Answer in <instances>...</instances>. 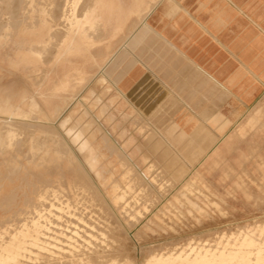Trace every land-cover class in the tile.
Instances as JSON below:
<instances>
[{
  "label": "rangeland",
  "instance_id": "rangeland-1",
  "mask_svg": "<svg viewBox=\"0 0 264 264\" xmlns=\"http://www.w3.org/2000/svg\"><path fill=\"white\" fill-rule=\"evenodd\" d=\"M60 1L56 4L59 0H0V102H3V95L12 94L9 98L10 115L3 123L0 121V264H54L55 261L78 264L72 258L73 253L67 251L66 243L59 244L55 240H65L58 233L71 237L68 243L80 247L81 255L85 257L81 258L91 264L96 258H99L95 260L96 264H109L110 261L114 264H144L156 252L174 253L175 256L183 253L188 258L191 253V259L199 249L200 252L208 250V253L213 250V253L219 250L228 253L230 249L231 254L242 252L243 255H249L250 249H264V102L239 116L237 123L226 121V127L215 133V137L213 132L206 133L207 137H212L208 148L169 147L161 133L153 134L147 126L136 129L133 117L118 116L116 110L108 108L107 102H97L92 90L95 86L104 87L103 71L107 70L117 51L126 49V46L132 50L138 47L139 37L136 39L133 31L161 0H115L123 10L134 2H140L143 8L139 18L131 17L117 34L119 16L113 10L105 7L95 12L94 0ZM81 5L82 8L85 6L83 10ZM80 8V12H75ZM75 13L80 14L75 16ZM31 25L39 28L38 42H29L24 37H27ZM74 40L91 45L87 49L89 58L82 60L70 55L65 58L66 63L61 64L55 57ZM21 52L36 55L39 63L19 64L17 58ZM72 68L79 69L81 75ZM142 79L145 80V76ZM64 81L67 86L61 89ZM92 82L94 86H91ZM137 85L132 94L139 101L148 95L141 106L150 109V88L139 93ZM87 94H91V98ZM73 108L86 122L84 128L88 133L83 131L82 135L92 146L96 145L95 152L100 158L97 166L104 172L100 178L104 177L110 197L94 174L86 166L81 168L77 164V159L81 161L78 152L74 147L72 149L73 145L59 129L60 121L67 118ZM3 117L0 114V119ZM74 122L78 123V118ZM77 123L72 124L80 131L84 130L82 121L79 126ZM243 125L246 128L241 137L236 130ZM213 128L212 124L207 127L209 130ZM59 134L73 153L68 146L66 153L61 152L65 143ZM197 136L195 134L192 140ZM151 137L154 139L152 143L148 142ZM181 139L183 135L180 133L174 143ZM128 142L127 151L133 153L132 157H125L123 153ZM46 149L51 153L60 150L61 154L58 152L48 157L44 155ZM214 150L217 153L212 155ZM161 153L165 156L160 157ZM170 160L173 162L171 166ZM108 161L115 169L114 175L113 169L106 165ZM78 187L81 190L77 191ZM114 199L119 200V204H114ZM60 202L70 203V214L57 207L48 208L49 203L58 205ZM78 217L84 221L80 222ZM248 239L252 245L243 246L242 242ZM57 244L64 246V250L57 248ZM100 253H103L104 260H101Z\"/></svg>",
  "mask_w": 264,
  "mask_h": 264
},
{
  "label": "crops",
  "instance_id": "crops-1",
  "mask_svg": "<svg viewBox=\"0 0 264 264\" xmlns=\"http://www.w3.org/2000/svg\"><path fill=\"white\" fill-rule=\"evenodd\" d=\"M138 27V47L126 46L112 74L103 73L108 92L100 97L136 129L161 133L172 148H208L206 133L215 137L264 102V0H161ZM135 85L155 93L150 109L132 94Z\"/></svg>",
  "mask_w": 264,
  "mask_h": 264
},
{
  "label": "bare ground",
  "instance_id": "bare-ground-1",
  "mask_svg": "<svg viewBox=\"0 0 264 264\" xmlns=\"http://www.w3.org/2000/svg\"><path fill=\"white\" fill-rule=\"evenodd\" d=\"M10 1V0H9ZM82 1V0H81ZM84 1V0H83ZM11 2H12V0H11ZM29 2V1H28ZM54 2H55V0H54ZM61 1L59 0V2H55L56 4L57 3H60ZM10 3V2H9ZM55 3H54V5H55ZM88 3V2H87ZM12 4V3H11ZM14 4V3H13ZM81 4H82V2H81ZM84 4H86V3H84ZM59 5V4H58ZM62 5V4H61ZM79 5V4H78ZM159 5V4H158ZM16 6V5H15ZM14 6V7H15ZM60 6V5H59ZM63 6V5H62ZM62 6H60V7H62ZM58 7V6H57ZM57 7H56V9H57ZM81 8H82V5L80 6ZM84 7L85 6H83V8H82V10L84 9ZM105 7H107L110 11L111 10H113L114 12H115V15L116 16H119V18H118V24H117V27H116V34L117 33H119V32H121L122 30H123V28L126 26V23L129 21V19H131V17H135V18H139V15H140V13L143 11V8H142V6H141V3L140 2H134V4L130 7V8H126V9H121V8H119V6L117 5V3H116V1L115 0H94V7H93V10L95 11V12H98V10H101L102 8H105ZM54 9H55V7H53ZM79 8V7H78ZM81 8L80 9H78L77 11H75V12H78L79 10L81 11ZM151 8V7H150ZM150 8H149V10H150ZM67 9V8H66ZM77 9V8H76ZM11 10V9H10ZM53 10V9H52ZM61 10V9H60ZM60 10H59V15L58 16H60ZM14 11H17L16 9L14 10ZM79 11V12H80ZM53 13L55 14V12H54V10H53ZM52 12H51V16H53L54 14H53ZM14 14H16V13H14ZM53 14V15H52ZM76 14V13H75ZM80 13H77L75 16H77V15H79ZM146 15V14H145ZM55 16V15H54ZM53 16V17H54ZM142 18H143V16H142ZM56 19L58 20V17L56 16ZM53 20V19H52ZM3 24V23H2ZM17 24V23H16ZM36 25V24H35ZM137 25V24H136ZM26 27H28V26H26ZM35 27L36 26H33V25H31V27H30V29L29 30H27L28 32H27V37L26 36H24L25 37V39L27 40V41H29V42H38V40H39V38H38V33H39V28H37V29H35ZM136 27V26H135ZM134 28V27H133ZM139 28V27H138ZM28 29V28H27ZM26 30V28H24L23 29V31H25ZM131 31H132V29H131ZM113 32V31H112ZM54 37H55V35H53ZM127 36H128V34H127ZM57 38V37H56ZM69 40V39H68ZM91 45L89 44V43H87L86 41H81V42H79V41H71L67 46H65V48L62 50V53H60V54H58L55 58L57 59V60H59L60 62H61V64L64 62V63H66V60H65V58L66 57H68V56H70V55H73V56H77V57H79V58H81L82 60H86V59H88L89 58V56H88V53H87V49L90 47ZM122 51H123V49H122ZM122 51H117V53L115 54V56L113 57V54H112V57H113V59L112 60H110L109 61V63H108V66H107V70L106 71H103L106 75H108V73H109V75H111L112 74V69H114V67H116V66H118L119 65V59L121 58V54L123 55V52ZM52 55V54H51ZM50 56V55H49ZM111 57V56H110ZM18 62H19V64H38L39 63V58L36 56V55H34V54H32L31 52H28L27 54L26 53H24V52H21L20 53V56H18ZM110 59V58H109ZM48 61V59L46 60V62ZM15 65V64H14ZM17 65V64H16ZM9 67V66H8ZM16 68V67H15ZM32 68H34V66H32ZM103 68V67H102ZM198 69V68H197ZM72 70L73 71H75L76 73H79L80 75H81V73L82 72H79V69H75V68H72ZM35 71V70H34ZM70 71V69L69 70H66L65 71V73H66V75L64 76V77H67V75H68V72ZM99 77V76H98ZM101 79H102V77H101ZM95 81V80H94ZM97 82V81H96ZM95 82V84H99V83H96ZM101 84H102V82H101ZM66 86H67V83H66V81H64V83H62V85H61V89H65L66 88ZM94 86V85H93ZM96 88H97V94H95V92H94V96H95V98H96V100H97V102L98 101H100V97L104 94V93H107L108 92V88H104V87H101V86H96ZM93 91H94V88L92 89ZM134 90V89H133ZM90 91V90H89ZM147 91V90H146ZM91 92V91H90ZM134 92H135V90H134ZM133 92V93H134ZM138 92V91H137ZM143 92V91H142ZM142 92H139V93H142ZM145 94V93H144ZM143 94V95H144ZM149 94V93H148ZM153 94V93H152ZM169 94V93H168ZM88 95V94H87ZM138 95V94H137ZM89 96V95H88ZM90 96H91V94H90ZM89 96V97H90ZM148 96V95H147ZM146 96V97H147ZM171 96H173L172 94H171ZM142 97V96H141ZM144 97H145V95H144ZM145 97V98H146ZM1 98H3V102H0V108L2 109L1 111H0V114L1 115H3V116H5V117H3V118H1L0 119V121H2V123H3V121H6V117L7 116H9L10 115V110H11V108H9V98L11 99L12 98V94L11 93H7L6 95H3ZM91 98V97H90ZM169 98V97H168ZM172 98V97H171ZM89 99V98H88ZM148 99V98H147ZM178 102V101H177ZM102 103V102H101ZM181 103V102H180ZM103 104V103H102ZM154 104V103H153ZM149 106H150V103H149ZM156 107V106H155ZM188 110V109H187ZM107 111V110H106ZM86 112V111H85ZM135 113V112H134ZM77 113H76V108H73V110H72V112L67 116V118H65V119H63L62 121H60V123H59V129L64 133V135H65V137L68 139V141L70 142V145H73V146H71L72 147V149H73V147L76 149V151L78 152V154H79V156H80V159H81V161L80 160H78L76 157H75V159H77V164H79V166L81 167V168H83V166H86L87 167V169L90 171V172H92L93 174H94V176L96 177V179H97V181H98V183L103 187L102 189H104V191H105V194L108 196V197H110L109 195H111V192H108L107 191V188H105V183H104V177H102V179L100 178L101 176H100V174H103L104 172H102V169L100 168V167H98L97 165L99 164V161H100V158L97 156V154H96V149H95V146H92L89 142H88V138L86 137V136H84V134L82 135V132L84 131V132H86V133H88V129L87 128H84L85 127V121H84V119H83V115L81 114V113H79V111H78V114L76 115ZM83 114H84V112H83ZM88 114V113H87ZM75 115H76V117H75ZM137 115V114H136ZM66 116V115H65ZM31 117V116H30ZM75 117V118H74ZM86 117V116H85ZM139 117V116H138ZM76 118H78V120H79V122L78 123H80V121H82V125H81V127L82 128H84V130H82V131H80V129H78V128H76L75 127V125L73 126V124L72 123H74V124H76L77 122H74L75 121V119ZM130 118V117H129ZM141 119H142V117H141ZM33 123V122H32ZM77 123V124H78ZM237 123V122H236ZM30 124V123H29ZM80 124H78V126H79ZM245 128H246V126L245 125H243V126H239V127H237V134L239 135V136H243L244 135V133H245ZM98 130V129H97ZM44 132H46V128H45V131ZM47 132H48V128H47ZM49 136H50V134H49ZM55 136H56V134H55ZM59 136L60 137H62V138H60V139H62L63 140V142L65 143L64 144V146L65 147H63V150H62V148H61V152L64 154V153H66V147L68 146V144L65 142V139H64V137L62 136V135H60L59 134ZM122 136H125L124 134L122 135ZM27 137V136H26ZM57 137V136H56ZM198 137V136H197ZM232 137V136H231ZM30 138V137H29ZM47 138V137H46ZM53 138H54V136H53ZM120 138V137H119ZM27 139H28V137H27ZM58 139V138H57ZM59 139V140H60ZM98 140H101V138H97ZM108 139H109V137H108ZM62 140H61V143L63 144V142H62ZM192 140V139H191ZM193 140H195V139H193ZM192 140V141H193ZM39 141V140H38ZM50 141V140H49ZM32 142V141H31ZM95 141H93V143H94ZM112 142V141H111ZM96 143V142H95ZM231 143H232V141H231ZM39 144H42V142L41 143H38V147H39ZM59 143L57 142V145H58ZM128 144H130V142H128V143H126L125 145H124V147H125V149L123 150V153H124V156L125 157H132V155H133V153H129L128 151H127V146H128ZM235 144V143H234ZM57 145H55V148H56V146ZM110 146V145H109ZM215 146H217V144L215 145ZM32 148V147H31ZM41 148V147H40ZM97 148V147H96ZM67 149L70 151V153H73V151L70 149V147L68 146L67 147ZM115 149V148H114ZM215 149H217L216 147H215ZM220 149V148H219ZM218 149V150H219ZM56 150V149H55ZM175 151V150H174ZM220 151V150H219ZM52 152H54V153H51L50 152V149H46L45 151H44V155H46V156H51V154H53V155H57V154H59L60 153V150L59 151H52ZM59 152V153H58ZM104 152V151H103ZM100 153V152H99ZM215 153H217V150H214L213 152H212V155L213 154H215ZM61 154V153H60ZM62 154V155H63ZM128 154V155H127ZM203 154V153H202ZM207 154V153H206ZM72 155H74V154H72ZM106 155V154H105ZM123 155V154H122ZM64 156V155H63ZM75 156V155H74ZM107 156V155H106ZM160 157L161 156H165L164 154H160L159 155ZM206 156V155H205ZM37 157V156H36ZM122 157V156H121ZM224 157V156H223ZM226 157V156H225ZM33 158V157H32ZM35 158V157H34ZM33 158V160H35ZM123 158V157H122ZM251 159V158H250ZM249 159V160H250ZM32 160V161H33ZM126 160V159H125ZM124 160V161H125ZM259 161V160H258ZM208 162V161H207ZM32 163V162H31ZM130 163V162H129ZM111 161H108V162H106V165L107 166H110L112 169H113V171H112V175H114L115 174V169H114V167H112L111 165ZM148 164V163H147ZM173 164V162L170 160V162H169V166H171ZM197 166V165H196ZM58 167V166H57ZM152 167H153V165H152ZM55 168H56V166H55ZM151 168V167H150ZM156 168H157V166H156ZM262 168V167H261ZM77 169V168H76ZM85 169V168H84ZM158 169H160V167H158ZM54 170V169H53ZM52 169H51V171H53ZM79 170V169H78ZM264 170V169H263ZM135 171V170H134ZM151 171H152V169H151ZM206 171V170H205ZM60 172V171H59ZM78 172V171H77ZM82 172V171H81ZM156 172V171H155ZM14 173V172H13ZM57 173V172H56ZM85 173H86V171H85ZM84 173V174H85ZM106 173V172H105ZM158 173V172H157ZM161 173V172H160ZM162 173H164V172H162ZM161 173V174H162ZM201 173V172H200ZM49 174V173H48ZM62 174V173H61ZM61 174H59V175H61ZM80 174V173H79ZM90 174V173H89ZM26 175V174H25ZM149 175H150V172H149ZM164 175V174H163ZM63 176V175H62ZM104 176H106V175H104ZM121 176V175H120ZM155 176V175H154ZM161 177V176H160ZM36 178H38L37 176H36ZM42 178H43V176H42ZM84 178H85V176H84ZM122 178V177H121ZM159 178V177H158ZM197 178V177H196ZM83 179V178H82ZM124 179V178H123ZM157 179V178H156ZM165 179V178H164ZM192 179V178H191ZM80 180H81V177H80ZM84 180V179H83ZM170 180V179H169ZM40 181H42V180H40ZM163 181V180H162ZM165 181V180H164ZM167 181V180H166ZM196 181V180H195ZM194 181V182H195ZM262 181V180H261ZM25 182V181H24ZM39 182V181H38ZM50 182H48L47 184H49ZM64 183V182H63ZM85 183V182H84ZM155 183V182H154ZM164 183V182H163ZM196 183V182H195ZM263 183V182H262ZM42 184V183H41ZM94 184V183H93ZM86 184H84V186H85ZM122 185V184H121ZM162 185V184H161ZM176 185V184H175ZM44 186V185H43ZM64 186V185H63ZM83 186V185H82ZM96 186V185H95ZM98 186V185H97ZM96 186V187H97ZM197 186V185H196ZM45 188H46V186H44ZM86 187H87V185H86ZM88 187H90V186H88ZM93 187V186H92ZM154 187H155V185H154ZM161 187V186H160ZM162 188V187H161ZM165 188V187H164ZM201 188V187H200ZM36 189V188H35ZM53 189H54V187H53ZM89 189V188H88ZM146 189H147V187H146ZM171 189V188H170ZM180 189V188H179ZM1 190V189H0ZM79 190H81V189H79V187H78V190L77 191H79ZM84 190V189H83ZM87 190V189H86ZM163 190V189H162ZM174 190V189H173ZM40 191V190H39ZM200 191V190H199ZM71 192V191H70ZM85 192V191H84ZM203 192V191H202ZM69 193V192H68ZM93 193V192H92ZM96 193V192H95ZM162 193V192H161ZM167 193V192H166ZM48 194H49V192H48ZM74 194H76V192L74 191ZM77 194H79V193H77ZM149 194V193H148ZM163 194V193H162ZM164 194H165V192H164ZM163 194V195H164ZM174 194V193H173ZM67 195V194H66ZM103 195V194H102ZM150 195V194H149ZM159 196H160V194H158ZM74 196V195H73ZM83 196V195H82ZM81 196V197H82ZM147 196V195H146ZM198 196V195H197ZM68 197V196H67ZM66 197V198H67ZM77 197V196H76ZM78 197H79V195H78ZM123 197V196H122ZM136 197V196H135ZM70 198L72 199V197L70 196ZM91 198V197H90ZM200 198V197H199ZM45 199V198H44ZM67 199H69V197L67 198ZM71 199H69V200H71ZM77 199V198H76ZM84 199V198H83ZM101 199V198H100ZM178 199V198H177ZM121 200H124L123 198L121 199ZM128 200V199H127ZM47 201V200H46ZM79 200H77L76 202H78ZM99 202H100V200H98ZM126 201V200H125ZM5 202V201H4ZM85 202H87V201H85ZM89 202V201H88ZM98 202V203H99ZM114 204H119V200H117V199H114L113 201H112ZM38 203H40V202H38ZM67 203H69V202H67ZM67 203H62V202H60L58 205H55V204H53V203H49L48 204V208H54V207H57L58 208V210H65L66 212H67V214H70V203L69 204H67ZM171 203V202H170ZM29 204V203H28ZM100 204V203H99ZM41 205H42V203H41ZM83 205V204H82ZM90 205H92V204H90ZM63 206V207H62ZM93 206V205H92ZM99 206V205H98ZM132 206V205H131ZM154 206V205H153ZM45 207V206H44ZM84 207V206H83ZM88 207V206H87ZM91 208V207H90ZM98 208V207H97ZM103 208V207H102ZM133 209V208H132ZM152 209V208H151ZM83 210V209H82ZM81 210V211H82ZM92 210V209H91ZM130 210H131V208H130ZM40 211V210H39ZM52 211V210H51ZM49 212V211H48ZM95 212V211H94ZM50 213V212H49ZM53 213V212H52ZM77 213V212H76ZM147 213V212H146ZM54 214V213H53ZM80 214V213H79ZM32 215V214H31ZM44 215V214H43ZM55 215V214H54ZM86 215V214H85ZM124 215H125V213H124ZM123 215V216H124ZM127 215V214H126ZM75 216H77V215H75ZM134 216V215H133ZM100 217H102V216H100ZM64 218V217H63ZM82 218V217H81ZM81 218H77V220H79L80 222H83L84 220L82 219L81 220ZM95 218V217H94ZM96 218H97V214H96ZM48 219H50V218H48ZM64 219H66V218H64ZM102 219V218H101ZM115 219V218H114ZM30 220V219H29ZM119 220V219H118ZM17 221V220H16ZM19 221V220H18ZM40 221V220H39ZM49 221H51V220H49ZM73 221V220H72ZM96 221H98V220H96ZM52 222V221H51ZM86 222H87V220H86ZM101 222V221H100ZM39 223H41V222H39ZM55 223V222H54ZM72 224V223H71ZM78 224V223H77ZM90 224V223H89ZM105 225V224H104ZM117 225V224H116ZM127 225H128V223H127ZM75 227H76V225H74ZM81 226V225H80ZM109 226V225H108ZM82 228H83V226H81ZM95 227V226H94ZM114 227V226H113ZM48 228H50L49 226H48ZM67 228H69L68 226H67ZM99 228V227H98ZM105 228V227H104ZM53 229V228H52ZM51 229V230H52ZM70 229H72V228H70ZM75 229V228H74ZM97 229V228H96ZM116 229V228H115ZM126 229V228H125ZM32 230V229H31ZM73 230V229H72ZM72 230H70L69 232H71ZM99 230V229H98ZM58 231V230H57ZM60 231H62V230H60ZM86 231H88V230H86ZM85 231V232H86ZM96 231V230H95ZM76 232H77V230H76ZM100 232H102V231H100ZM64 233V232H63ZM66 233V232H65ZM79 233V232H78ZM89 233V232H88ZM261 233H263V232H261ZM14 234V233H13ZM61 237H64L65 238V240L64 241H60V240H62L61 238H59V239H55L59 244H62V243H66V249H67V251L69 252V253H73V255H72V258H74L75 259V263L77 262L78 264H91V261H89L88 259V261L87 262H84V260L85 259H83V255L84 254H82L81 255V248L80 247H78L77 245H73V244H71V243H68V240H70V238L71 237H67V236H65V235H63L62 233H58ZM76 234V233H75ZM91 234H93V233H91ZM119 234V233H118ZM48 235V234H47ZM66 235H68L67 233H66ZM105 235V234H104ZM107 235V234H106ZM248 235V234H247ZM263 235V234H262ZM21 236V235H20ZM36 236V235H35ZM50 236H52V235H50ZM71 236V235H70ZM16 237H18V236H16ZM55 237V236H54ZM57 237V236H56ZM80 237H82V236H80ZM99 237V236H98ZM249 237V236H248ZM63 238V239H64ZM83 238H84V236H83ZM87 238V237H86ZM242 238V237H241ZM17 239V238H16ZM244 239V238H243ZM251 239V238H250ZM256 239V238H255ZM76 240V239H75ZM89 240V239H88ZM97 240V239H96ZM249 240V239H248ZM245 240V241H243L242 242V245L243 246H250V245H252V242L249 240ZM78 241V240H77ZM103 241V240H102ZM119 241V240H118ZM121 241V240H120ZM49 242V241H48ZM81 242V241H80ZM257 242V241H256ZM261 242V241H260ZM11 243V242H10ZM117 243V242H116ZM230 243V242H229ZM96 244V243H95ZM121 244V243H120ZM231 244V243H230ZM236 244V243H235ZM262 244V243H261ZM264 244V243H263ZM58 245V244H57ZM92 245H94V244H92ZM221 245V244H220ZM201 246V245H200ZM240 246V245H239ZM3 247V246H2ZM1 247V248H2ZM59 247H61V249L60 250H64V246H59L58 245V247L57 248H59ZM96 247V246H95ZM119 247V246H118ZM117 247V248H118ZM204 247H206V246H204ZM212 247V246H211ZM211 247H207L206 249H208V248H210L211 249ZM215 247V246H214ZM219 246H217L216 248L217 249H220V248H218ZM117 248H115V249H117ZM199 248H201V247H199ZM198 248V249H199ZM203 248V247H202ZM43 249V248H42ZM89 249V248H88ZM113 249V248H112ZM149 249V248H148ZM205 249V248H204ZM9 250V249H8ZM44 250H46V248L44 249ZM92 250V249H91ZM98 250V249H97ZM100 250V249H99ZM110 250H111V248H110ZM185 250V249H184ZM192 250V249H191ZM194 251H195V247H194V249H193ZM200 250V249H199ZM197 251L196 253H195V255L193 256L192 255V257H191V259H190V256H191V253H190V256H189V258L188 257H186V256H183V253H182V255L181 254H177L176 256L174 255V253L173 254H170V255H168L169 253L168 252H165V253H161V254H157V252H156V254H152V252L150 253V254H152V255H150L147 259H146V261H145V263L144 264H264V249H261V248H256L255 250H253V249H250L249 251H248V253H249V255H243V253L242 252H237V251H235V252H237L236 254H231V251H230V249H229V251H228V253L226 252H224V251H222V250H219V252H217V253H213L214 252V250L212 251V253H208L209 251L208 250H206V251H204L203 250V252H200V251H202V250H200V251ZM226 250H228L227 248H226ZM233 250H235V249H233ZM243 249H241V251H242ZM1 251V250H0ZM5 251V250H4ZM175 251V250H174ZM190 251V250H189ZM246 251V252H247ZM8 252V251H7ZM64 252H66V251H64ZM97 252V251H96ZM104 252V251H103ZM110 252V251H109ZM129 252V251H128ZM161 252H163V251H161ZM186 252V251H185ZM246 252H244V253H246ZM11 253V252H10ZM90 253V252H89ZM98 253V252H97ZM106 253V252H105ZM104 253V254H105ZM22 254V253H21ZM64 254V253H63ZM75 254V255H74ZM93 256H94V254H93V252L91 253ZM101 254V260H102V256H103V253H100ZM253 254V255H252ZM16 255V254H15ZM69 255V254H68ZM86 255V254H85ZM61 256V255H60ZM81 256H83L82 258H81ZM89 256H91V255H89ZM88 256V257H89ZM92 256V257H93ZM112 256V255H111ZM115 256H116V254L113 256L114 258H115ZM125 256V255H124ZM64 257L66 258V256L64 255ZM64 257H62V259L64 258ZM69 257V256H68ZM94 257H96V255L94 256ZM93 257V258H94ZM105 257V256H104ZM85 258V257H84ZM87 258V257H86ZM92 258V259H93ZM113 258V259H114ZM123 258V257H122ZM126 258V257H125ZM59 259H60V257H59ZM67 259V258H66ZM91 259V258H90ZM95 259V258H94ZM93 259V260H94ZM97 259H99V258H96L95 260H97ZM127 259V258H126ZM56 260H57V258H56ZM63 260H65V259H63ZM95 260H94V264H96L95 263ZM100 260V261H101ZM103 260H104V258H103ZM117 260V259H116ZM119 260V259H118ZM123 260V259H122ZM144 260V259H143ZM62 261V260H61ZM70 261H73L72 259L70 260ZM86 261V260H85ZM99 261V262H100ZM23 262V261H22ZM84 262V263H83ZM96 262H98V261H96ZM111 262H113V261H110L109 262V264H114V263H111ZM26 263V262H25ZM48 263V262H47ZM54 264H64L65 262H53ZM101 263H102V261H101ZM107 263V262H106ZM35 264V263H34Z\"/></svg>",
  "mask_w": 264,
  "mask_h": 264
}]
</instances>
